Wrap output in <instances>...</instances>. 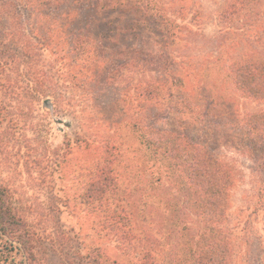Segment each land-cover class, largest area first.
<instances>
[{"label": "rangeland", "instance_id": "rangeland-1", "mask_svg": "<svg viewBox=\"0 0 264 264\" xmlns=\"http://www.w3.org/2000/svg\"><path fill=\"white\" fill-rule=\"evenodd\" d=\"M29 1L9 0L10 12L18 4L25 7L18 11L25 17L32 10L34 28L56 23L61 44L52 40L46 58L58 82L49 87L50 106L25 111L21 120H0V183L10 189L13 207L31 229L40 261L86 264L87 248L93 245L122 264L139 261L149 246L162 264L172 261L186 239L176 232L175 222H190L191 197L165 172L158 186L149 184L155 174L144 167L146 152L131 129L134 122L145 121L186 133L226 164L233 177L226 225L234 256L228 264H264V142L244 124L249 113L264 111V102L242 95L229 76L233 59L263 52L261 41L247 34L251 20L222 21L219 14L229 0H163L180 34L165 48L156 37L164 25L143 17L129 2L118 0L120 5L105 11L73 0ZM84 35L95 46L99 36L100 45L121 49L105 47L95 65L85 62L86 56L65 55L62 48ZM161 60L182 77L179 104L188 102L187 109L169 111L137 100L139 79L162 78ZM107 141L124 150L120 195L135 213L133 237L123 229H103L100 210L83 201L89 172ZM196 230L193 224L190 232Z\"/></svg>", "mask_w": 264, "mask_h": 264}, {"label": "trees", "instance_id": "trees-1", "mask_svg": "<svg viewBox=\"0 0 264 264\" xmlns=\"http://www.w3.org/2000/svg\"><path fill=\"white\" fill-rule=\"evenodd\" d=\"M121 1L129 2V6L145 15L143 17L147 18L146 16L150 15L155 18V22L164 25L159 28L156 37L163 40L162 46L166 45L165 48H170L180 39L179 31L176 29L178 23L168 14L163 0ZM31 2L29 1V5ZM73 2L80 6L99 7L105 11L114 8V4L122 3L118 0ZM9 6V0H0V92L4 94L0 99V120L10 118L15 121L24 118L27 115L25 111L32 113L38 105L50 106L52 95L49 87L53 88L54 81H58L54 70H51L47 63V50L54 39L59 40L58 43L61 44L62 33L57 32L59 30L58 26H55L56 23H49L48 29L34 28L29 21L32 10L29 9V17H25L18 12L25 9L24 6L18 4L13 12H10ZM44 7L48 8V5L45 4ZM68 14L70 17V13ZM219 16L222 21L229 24L242 16L250 19L247 27L250 33L247 34L252 40L261 41V45L264 46V0H229ZM113 30L108 31L107 37H110ZM252 31L256 32L255 35ZM99 36L102 37V34ZM99 36L98 39H94L98 41L96 46L90 44L89 37L84 35L81 36L83 38L78 37L70 47L67 45L62 49L66 51L65 55L72 52L78 56L77 58L86 56L85 62L95 65L105 47L117 51L121 49L108 46V43L100 45L99 40L103 39ZM262 51V54H243L233 59L229 63V76L234 87L242 95L264 102V49ZM146 62L143 61L139 65H145ZM123 64L127 65L128 61H124ZM161 67L164 68L161 79L137 81L135 84L137 100L140 103L144 101L165 105L169 111L177 108L187 109L190 106L188 102L179 104L181 95L179 85L181 86L182 77L174 71L172 65H167L162 60L159 68ZM8 95L10 97H7ZM244 124L250 134L264 142V111L249 113ZM131 129L146 152L148 160L144 167L155 174V178L149 184L158 186L162 180V173L165 172L164 176L169 177L174 187L185 191L191 197L189 207L192 208L193 217H190V222L186 219H178L175 222L176 232H181V237L186 239L180 243L175 257L167 264H228L234 256L232 233L226 225L229 189L233 177L226 164L186 133L159 128L145 121L134 122ZM77 141L86 142L88 146L91 144L86 139L78 138ZM101 146V156L89 172L90 180L82 195L83 201L87 206L100 210L103 229L110 231L123 229L129 237H133L136 235L135 213L128 202L124 203V198L120 195L122 178L119 166L124 162V150L115 142L107 141ZM193 224L197 226L196 232H190ZM152 248V246L146 248L139 261L133 264H162L158 259L160 254ZM87 249L86 264H122L101 246L93 245ZM0 264H44L34 250L31 229L13 207L10 189L2 183H0Z\"/></svg>", "mask_w": 264, "mask_h": 264}]
</instances>
